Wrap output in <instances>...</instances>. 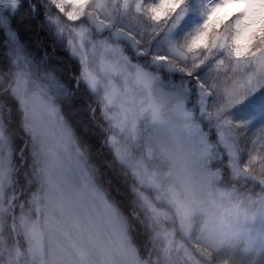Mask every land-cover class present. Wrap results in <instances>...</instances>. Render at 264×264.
I'll use <instances>...</instances> for the list:
<instances>
[{
    "label": "snow or ice",
    "instance_id": "snow-or-ice-1",
    "mask_svg": "<svg viewBox=\"0 0 264 264\" xmlns=\"http://www.w3.org/2000/svg\"><path fill=\"white\" fill-rule=\"evenodd\" d=\"M0 33V264H264V0H0Z\"/></svg>",
    "mask_w": 264,
    "mask_h": 264
},
{
    "label": "trees",
    "instance_id": "trees-1",
    "mask_svg": "<svg viewBox=\"0 0 264 264\" xmlns=\"http://www.w3.org/2000/svg\"><path fill=\"white\" fill-rule=\"evenodd\" d=\"M22 35H25L27 38L29 39H35L36 37H34L32 34H26V33H22ZM40 36L43 37L44 36V33H40ZM3 37H2V33H0V40H2Z\"/></svg>",
    "mask_w": 264,
    "mask_h": 264
}]
</instances>
